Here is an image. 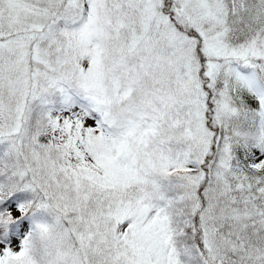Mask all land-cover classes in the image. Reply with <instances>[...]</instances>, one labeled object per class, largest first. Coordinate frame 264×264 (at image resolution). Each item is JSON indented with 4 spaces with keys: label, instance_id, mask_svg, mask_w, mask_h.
<instances>
[{
    "label": "snow or ice",
    "instance_id": "obj_1",
    "mask_svg": "<svg viewBox=\"0 0 264 264\" xmlns=\"http://www.w3.org/2000/svg\"><path fill=\"white\" fill-rule=\"evenodd\" d=\"M0 264H264V0H0Z\"/></svg>",
    "mask_w": 264,
    "mask_h": 264
}]
</instances>
